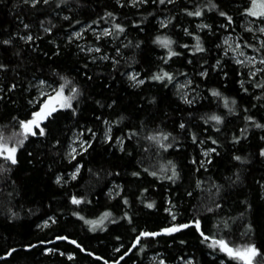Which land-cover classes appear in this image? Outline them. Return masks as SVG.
I'll return each instance as SVG.
<instances>
[{"label": "trees", "instance_id": "trees-1", "mask_svg": "<svg viewBox=\"0 0 264 264\" xmlns=\"http://www.w3.org/2000/svg\"><path fill=\"white\" fill-rule=\"evenodd\" d=\"M201 2L206 3L207 0H193V3ZM216 2L221 10H227L233 15L234 20L229 28L221 27L226 21L216 10H205L203 21L213 25V28L211 31L197 29L196 25L201 18L189 17L180 11L184 7L193 6L189 0H174L171 5H159L154 0H149L148 4H142L139 8H121L115 4V0H80L79 4L76 0H68L67 6L61 5L59 9L53 0H49L48 5L41 3L35 10H29L19 0H0V39L10 38L13 41L11 45H0V59L11 65L6 73H0V85L6 88L13 80L19 84L11 94L5 92L7 99H0V124L7 123L13 115H21L32 107L27 103L29 93L34 96L30 84L40 78L58 80L51 71L53 68L69 75L82 89L77 114L73 116L70 110L65 109L55 120L46 122L49 129L47 137H29L19 151L18 165L13 166L12 171L0 180V264H104L98 256L94 257L89 252L82 251L70 240H57L54 237L70 235L79 244L105 259H114L118 255L116 249L121 245L124 247L119 254L127 251L134 238L133 228L154 229L170 222L168 213L164 211L169 198L175 202L179 222H183L184 217H191L194 214L191 209L195 206L197 213L203 218L206 231H224L217 224V218L223 220L237 217L238 212H244V216L237 217L232 222L234 226L227 230L230 238L236 243L244 242V227L252 221L255 231L249 233L247 238L255 239L258 246L264 247V196L261 195L260 183L264 181V158L258 154V148L264 146V141L260 140L264 130L249 127L246 138L239 142L231 141L232 134L238 135L241 127L252 123L245 120L246 115H253L264 122V73H257L254 78L248 77L245 68H241L217 47L222 35L228 32L254 43L249 37L250 32L243 28V14L238 8L245 0ZM14 4L17 6L13 7ZM105 9L119 12L117 20L127 24L125 32L115 40L110 37L102 38V44L85 32L83 41L87 46L100 44L103 52L116 57L119 65L115 69L111 60H89L88 53L77 50V41L65 42L69 34L68 26L73 29L77 27L72 23L73 20L81 23L94 21L102 16ZM64 14L69 15L67 21L63 18ZM160 15L174 17L166 32L174 38L175 51L181 53L170 58L166 64L161 60L165 50L152 43L159 28L156 17ZM17 17H21L22 22L29 24L30 28L23 29ZM46 18H50L56 25L52 33H42L39 29L41 20H45L47 26ZM132 19L141 20V25H132ZM92 26L99 29L107 25ZM185 26L191 32L201 35L205 51L191 53L181 47L185 43L195 44L194 37L182 30ZM141 28L144 30L141 31ZM15 31H20L21 35L31 31L38 39L26 44L18 37L11 36ZM137 40L142 42L138 48L135 46ZM128 41H132V44H128ZM121 45L127 46L122 47L118 54L115 48ZM57 47L61 49L59 53L56 52ZM17 49L20 51L19 56L15 55ZM216 60L221 61L220 66L213 68ZM201 61L207 63L202 64ZM157 65L167 67L168 71L175 70L182 74L186 72V76H178L177 80H193V84L188 86V95L189 98H195L196 102L189 105L180 100L176 95L175 82L165 87L164 82L146 81L144 85L134 88L123 74L125 70L135 69L143 75H150ZM204 67L209 71L206 76L201 77L199 72ZM223 72H227L228 76H223ZM242 78L248 92L241 91L238 81ZM213 87L218 88L224 95L236 97V113H228L222 102L217 103V98L208 92ZM153 96L156 97L155 101L151 99ZM245 107L247 112L244 111ZM213 111L225 115L219 130L200 120L201 115ZM120 116L124 119L112 125V135L114 141L116 136L123 134L124 151L113 147L112 142L105 144L102 141L105 125L102 119H97L107 117L112 121ZM181 119L186 121L185 129L178 127ZM84 126H90L97 133L94 143L86 153L78 152L75 161H69L65 152L71 134L74 129ZM156 126L177 137L170 142L179 143L180 148L172 147L159 156L154 148L146 151L144 129H153ZM129 128H137L139 137L128 138L126 134ZM193 131L198 136H214L220 141L218 146L212 145L210 141H205L203 145L218 148V153L213 155V161L207 168L191 163L192 156L198 161L203 158L200 151L202 145L191 139ZM82 135L84 139L92 138L87 131ZM53 140H58L59 144H53ZM233 153L247 155L248 159L243 162L234 161ZM160 160H173L178 165L180 179L175 184L167 180H157L140 167V162H143L150 170H155ZM81 161L83 166L77 179L68 180L66 184L55 182L57 173L63 174L67 180V173L76 162ZM89 168L92 169L91 172ZM237 169L240 170L241 179L230 184L228 178L234 179ZM136 170L141 171V176L131 175ZM97 171L100 172L99 176L94 175ZM197 179L202 181L200 188L196 187ZM113 182L122 186L116 189L121 195L109 199L108 189L114 188ZM215 184L223 186L219 194L215 193ZM140 189L147 191L141 193ZM73 192L86 196L91 203L72 205L68 196ZM189 192L192 193L191 196L188 195ZM123 196L128 197V205H124ZM142 200L154 201L156 206L149 209L141 203ZM213 200L217 203L223 200V207L211 213L204 211L205 206H212ZM242 201L251 203L252 209L246 210V207H242ZM9 208L19 215L8 219ZM105 208L111 209L114 216L121 219L114 223L108 222L106 228H97L95 231L90 230L79 217L72 215L73 211L79 210L86 217H94ZM124 211L129 212L131 222L123 218ZM50 216H55L56 222L42 225L41 222ZM116 237L120 239L117 240ZM146 239H151L148 248L143 252L138 249L130 252L120 264H148L149 257L154 252H162L169 264H180L177 257L186 258L188 255H194L197 264H220V260L224 258L221 253L210 256V250L200 242L198 234L191 227L170 236ZM169 240L172 242L169 243ZM181 240L185 243L181 244ZM36 241L41 243L36 244ZM25 243H33L35 246L25 249L22 247ZM44 247L58 251L44 253ZM8 248H14L15 251L4 257L2 253ZM70 251L75 252L74 257L61 255V252ZM232 264L237 262L232 261Z\"/></svg>", "mask_w": 264, "mask_h": 264}, {"label": "snow or ice", "instance_id": "snow-or-ice-1", "mask_svg": "<svg viewBox=\"0 0 264 264\" xmlns=\"http://www.w3.org/2000/svg\"><path fill=\"white\" fill-rule=\"evenodd\" d=\"M20 3L24 4L29 8V10H35L36 7L43 3L44 5L49 4V0H19ZM57 9L60 8L61 5L67 6L68 0H53ZM80 0H76V3L79 4ZM174 0H154V3H158L159 5L169 4L171 5ZM149 0H115V4L119 5L121 8L125 6H132L134 8H139L142 4H148ZM189 3L192 4V7H184L180 9L181 12L186 14L189 17L201 18L197 23L196 28L201 29L205 28L209 31L212 30L213 25L204 23L203 17L205 10L211 12L212 10H216L220 17L225 19V23L221 25L223 28H229L231 23L234 20L232 14L227 10H221L220 5L216 2V0H207V2L201 3H193V0H189ZM17 5H13L16 7ZM239 11L243 14L242 23L244 24L245 29L248 32L254 34V39L259 41V44L250 43L247 40H244L241 36L239 39H235L233 37L232 32H228L221 38V44L217 47H224V55H228L231 53L233 58L235 59L236 64L247 67V76L254 78L257 73H264V0H245L244 3L238 6ZM155 11V9H154ZM119 15L118 11H110L105 9L103 11L102 16H98L94 21H88L87 23H81L80 21L73 20L72 23L77 25L75 29L68 26L69 34L66 37V43H75L77 40H80L84 34L85 30H90L93 32L96 41H100V43H104L102 38H115L120 37L122 33L125 32L127 27L126 23L118 22L117 17ZM147 15H151V13H147ZM64 20L69 19V15H63ZM18 20L21 21L22 27L25 30L30 28V25L22 22L21 17H17ZM48 20L47 26L45 25V20H41L39 22V29L42 33H52L56 25L51 21L50 18H46ZM174 19L171 15H160L156 17L158 23V30L152 39V43L159 46L161 49L165 50L164 55L161 57V60L164 64L167 61L177 55H181V53L175 51L173 45L175 43L174 38L167 34L166 29L170 25L171 21ZM132 25H141L142 21L139 19H132ZM93 24H106L107 26H102L99 29L93 28ZM176 27H180V25H176ZM159 29H164L165 31L161 32ZM141 31L144 29L141 28ZM185 33H188L190 36L194 37L195 44L189 45L185 43L181 45L188 52H203L205 51L204 43L201 35H198L196 32H191L187 26L182 29ZM218 30V29H217ZM11 36L18 37L23 40L26 44L28 42L34 41L38 39V37L34 36L31 31H26V34L21 35L20 31H15L11 33ZM13 43L12 39L4 38L0 39V45H11ZM55 43V41H53ZM128 44H132V41H128ZM141 41L137 40L135 42V46L138 48L141 45ZM245 45L247 48L253 49L251 54L246 53L242 50L241 45ZM127 45H121V47H116L115 52L120 54L121 48L126 47ZM78 51H84L85 53H89V60H111L112 67L115 69L119 65V60L116 57L109 56L108 53L102 51L100 44L93 43L91 46L81 47L77 45ZM61 49L59 47L56 48V52L59 53ZM93 53L98 55H93ZM15 55L19 56V49L16 50ZM189 63H191V59H189ZM202 64H206V61H201ZM221 61L216 60L215 64L212 66L213 68H217L220 66ZM11 67L9 63L4 62L0 59V73H6L7 70ZM13 72H15V68H12ZM51 71L55 74V77H58V80L40 78L36 81V95L31 96L29 93V99L27 103L32 107L24 112L21 115H13L11 119L4 124H0V180L4 179L7 173L11 172L13 166L18 165L19 163V151L25 145V142L28 141L29 137H47L49 129L46 126V122H51L55 120L56 116L60 114L62 110L68 109L71 111V114L75 116L79 107V97L82 93L81 85L75 82L69 75L59 72L56 69H51ZM209 69L204 67L202 71L199 72V76L204 77L208 74ZM129 84L132 87H139L144 85L146 81H154V82H164V86L167 87L169 84L175 82L176 84V95L182 100L185 104H194L196 102L195 98H189V85L193 84V80L188 78L184 81L183 84L177 80L178 76H186L187 73L183 74L179 71H168L167 67L157 65L155 70L151 71L150 75H143L141 72L136 71L135 69L125 70L123 73ZM17 75H19L17 73ZM223 76L227 77L228 73L223 72ZM241 85V91L248 92L249 89L244 87V79L238 81ZM260 85H257L259 87ZM19 87V84L13 80L12 83L7 84L6 88L0 85V99H7L5 92L11 94L12 91L16 90ZM29 87H32L30 84ZM208 92L212 97L217 98V103L222 102L224 109H227L228 113H236L238 111V104L236 97H229L224 95L218 88H210ZM153 101L156 100V97H151ZM259 99V97L257 98ZM75 102V103H74ZM96 103H100L96 101ZM115 103V101H113ZM111 107V105H109ZM255 107V106H253ZM244 111L247 112V108H244ZM191 115V113H189ZM97 119H102L105 125V129L103 135L101 137L102 141L107 144L109 142L113 143V147H118L120 151H124L125 144L123 134L122 136H116L113 141L112 135V125L118 124L120 120L124 119L123 116L118 117L116 120L109 121L107 117H97ZM200 120L204 122V124H210L212 128L219 130V126L225 120V115L220 114L218 111H213L210 114L205 113L200 116ZM246 121H251L250 125H245L241 127L239 130V134H232L231 141L239 142L243 138L248 136V128L255 127L261 130H264V122H261L253 115H246ZM143 124L141 128H143ZM178 127L180 129H185L187 127L186 121L181 119ZM87 131L90 139H84L83 133ZM145 135L143 137L145 143V150H151L154 148L155 153L159 156L163 152L168 149L175 147L180 148L179 143H173L170 141H175L177 137L173 136L172 133L164 130L160 126H156L153 129H144ZM207 131V130H205ZM74 135L69 140V147L65 152V156H67L69 161H75L78 152L86 153L87 150L93 145L94 138L97 133L93 131L90 126L79 127L78 129L73 130ZM128 138L139 137V131L137 128H129L127 130ZM191 139L194 143L202 145L200 151L203 154L204 159L197 160L195 156L190 158L191 163L199 164L201 167L207 168V166L213 161V155L218 153L217 147H203L205 141H210L212 145H219L220 141L216 139L214 136L204 135L203 137L198 136L196 132H191ZM261 141H264V135L260 137ZM79 141V143H75ZM53 144H59L58 140H53ZM139 143V140H138ZM131 152V150H130ZM258 154L261 158H264V146H260L258 148ZM232 159L234 161H245L248 159L247 155H240L233 153ZM83 166V161L76 162L75 166L71 168V170L67 173V180L64 179V175L57 173L55 175V182L58 184H66L68 180H75L77 176L80 174ZM140 167L144 172H147L150 176L155 177L157 180H167L171 181L173 184L176 183L177 180L180 179V171L178 165L173 160H160L158 164V168L155 170H150V168L140 162ZM91 172L92 169L89 168ZM118 173V170H117ZM141 171L136 170L131 173L132 176L139 177L141 176ZM94 175L99 176L100 172L97 171ZM230 184H235L240 181V170L237 169L234 173V179L229 177ZM114 188H109V199L113 196H119L121 193L116 191L122 187L121 185H115ZM261 195L264 196V181H261ZM196 187L200 188L202 186V181L197 179ZM215 193L219 194L221 192V188L223 187L220 184H215ZM141 193L146 192L147 189H140ZM189 196L192 195L191 192L188 193ZM68 200L72 205H80L83 202L91 203L84 195H78L73 192L70 196H68ZM124 205L129 204V199L127 196H123ZM147 208H154L155 202L151 200H142ZM167 206L164 208V211L168 213L170 217V222L163 224L162 226H158L154 229L133 228L134 238L131 240L130 245L127 247V251H124L122 255L119 254L120 249L124 246L121 245L120 248L116 249L118 255L116 258L107 260L104 256L98 255V253L91 251L90 249L85 248L82 244H79L77 240L72 238L70 235L56 236L54 239L57 240H70L73 245H77L82 251L89 252L92 256H98L101 261H104V264H120V261L123 260L124 257L128 256L130 252L134 250H139L143 252L146 248H148L151 244V239L146 238H156L160 236H170L173 233H179L183 229H188L189 227L193 228L195 232L198 234L200 238V242L207 246L210 250L209 255L213 256L217 253L223 254L224 258L220 260V264H232V261L237 262V264H264V247L258 246L255 239L247 238L249 233H254L255 225L254 222L249 221L245 227V239L242 243H236L233 239L230 238L228 231L234 225V222L237 217H243L244 212H238L237 217L232 218H224L221 220L217 218V224L224 230L219 233L213 231H206L203 227V218L197 213V209L195 206L191 209L194 213L191 217H184L183 222H179L177 220V213L175 211L176 205L172 199H168L166 201ZM224 201L221 200L220 203L212 201L211 207H204V211L209 213L213 212L216 209H220L223 207ZM242 207H246V210L252 209L253 205L248 203L247 201L241 202ZM9 216L8 219H13L19 215L18 212L13 211L11 208L8 209ZM73 216L79 217L86 225H88L89 229L95 231L97 228L104 229L107 227L108 222L114 223L115 220L121 219V217L114 216V213L111 209L105 208L103 211L99 213L98 216L94 217H86L81 211L75 210L72 212ZM123 218L128 219L131 222L132 217L129 215L128 211H124L122 213ZM55 216H50L47 219L41 222L42 225H48L49 223H55ZM40 227V225H37ZM117 240L120 237H116ZM172 241L169 240V243ZM36 244L41 243L40 241H36ZM46 243V242H45ZM157 243L159 241L157 240ZM181 244H184L185 241L181 240ZM35 245L33 243H25L22 245L25 249H31ZM15 251L14 248H8L6 251L2 253L4 257L9 256ZM53 251H58L57 249L44 247L43 252L49 253ZM61 255H67V257L72 258L75 256V252H61ZM151 259L155 262V264H169L168 259L163 255L162 252H154ZM177 259L181 262V264H197L196 257L194 255H188L186 258L184 256L177 257ZM135 264V262H133Z\"/></svg>", "mask_w": 264, "mask_h": 264}, {"label": "rangeland", "instance_id": "rangeland-1", "mask_svg": "<svg viewBox=\"0 0 264 264\" xmlns=\"http://www.w3.org/2000/svg\"><path fill=\"white\" fill-rule=\"evenodd\" d=\"M243 25V28H244V30H246L245 29V27H244V24H242ZM93 27V26H92ZM93 28H95V27H93ZM96 29H98V28H96ZM247 31V30H246ZM85 32H88L89 34H90V36H94L93 35V32L92 31H90V30H85ZM227 34V33H226ZM226 34H223L222 35V37L224 36V35H226ZM84 37H85V35L80 39V40H77V45H80L81 47H84V46H87V45H85L86 44V42L85 41H83L84 40ZM221 37V38H222ZM233 37L235 38V39H239L237 36H235V35H233ZM249 37L251 38V40L254 42V43H256L257 45L259 44V41L258 40H255L254 39V34L253 33H251L250 32V35H249ZM221 39H220V44H221ZM89 46V45H88ZM221 48V50L223 51V54H224V47H220ZM241 48H242V50L243 51H245L246 53H249V54H251L252 52H253V50H251V51H249V49H247V47L245 46V45H241ZM89 54V53H88ZM90 55V54H89ZM226 56H228V57H230L234 62H235V59L233 58V55L231 54V53H229L228 55H226ZM236 63V62H235ZM239 65V64H238ZM241 68H245L247 71H248V69H247V67H244V66H241V65H239ZM181 84H183L184 82H180ZM35 85H36V81L32 84V88H33V91H34V96L36 95V88H35ZM73 135H74V132L71 134V137H70V139L73 137ZM75 143H79V141H76ZM68 147H69V143H68ZM204 158V157H203ZM202 158V159H203ZM113 188V187H112ZM153 255V254H152ZM152 255H150V257H149V260H148V264H155V262L151 259V257H152ZM180 262V261H179ZM180 264H181V262H180Z\"/></svg>", "mask_w": 264, "mask_h": 264}]
</instances>
